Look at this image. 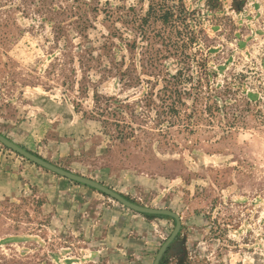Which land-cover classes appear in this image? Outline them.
Returning <instances> with one entry per match:
<instances>
[{"label":"rangeland","instance_id":"rangeland-1","mask_svg":"<svg viewBox=\"0 0 264 264\" xmlns=\"http://www.w3.org/2000/svg\"><path fill=\"white\" fill-rule=\"evenodd\" d=\"M0 135L176 214L159 264H264V0H0ZM175 224L0 143V264H153Z\"/></svg>","mask_w":264,"mask_h":264},{"label":"water","instance_id":"water-1","mask_svg":"<svg viewBox=\"0 0 264 264\" xmlns=\"http://www.w3.org/2000/svg\"><path fill=\"white\" fill-rule=\"evenodd\" d=\"M0 143L3 144L4 146H6L7 148L11 149L12 151L18 153L19 155H21L22 157L28 159L29 161L35 163L36 165H39L41 167H44L50 171H52L53 173H56L66 179H69L71 181H75L90 187H93L99 191H101L102 193L108 195L109 197L115 199L117 202H119L121 205L127 207L128 209H131L133 211L139 212V213H144V214H152V215H167L170 216L172 218L175 219V228L172 232V234L170 235V237L167 239V241L162 245V247L160 248V250L158 251L155 261L153 264H159V261L165 251V249L168 247V245L173 241V239L176 237L179 229H180V219L179 217L167 210H155V209H147V208H143V207H139L137 205H134L130 202H128L127 200H125L124 198H122L121 196H119L118 194L114 193L113 191L109 190L108 188L93 182L89 179L71 174L69 172H66L64 170H61L51 164H48L47 162L43 161L42 159L28 153L27 151L21 149L20 147L16 146L15 144H13L12 142H10L9 140L5 139L4 137H2L0 135Z\"/></svg>","mask_w":264,"mask_h":264},{"label":"trees","instance_id":"trees-1","mask_svg":"<svg viewBox=\"0 0 264 264\" xmlns=\"http://www.w3.org/2000/svg\"><path fill=\"white\" fill-rule=\"evenodd\" d=\"M162 18H163L164 20H166V19H167V15H163ZM164 22H165V21H164ZM144 216H151V215H144Z\"/></svg>","mask_w":264,"mask_h":264}]
</instances>
